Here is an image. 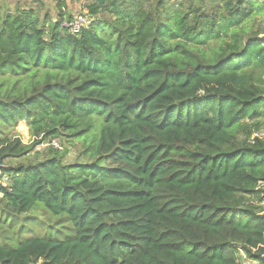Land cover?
<instances>
[{"label": "trees", "instance_id": "16d2710c", "mask_svg": "<svg viewBox=\"0 0 264 264\" xmlns=\"http://www.w3.org/2000/svg\"><path fill=\"white\" fill-rule=\"evenodd\" d=\"M19 1L0 0V264H264V1L87 0L78 34L63 0Z\"/></svg>", "mask_w": 264, "mask_h": 264}, {"label": "rangeland", "instance_id": "374dc122", "mask_svg": "<svg viewBox=\"0 0 264 264\" xmlns=\"http://www.w3.org/2000/svg\"><path fill=\"white\" fill-rule=\"evenodd\" d=\"M10 2H15V0H7ZM60 0H20V4L25 5V6H35L37 7L38 3H41L42 7H43V11H48L53 17H55V13H56V4H58ZM65 3V10L66 12L70 13V14H76L77 12H80L83 9L84 3L87 0H63ZM260 1H264V0H260ZM42 11V12H43ZM16 134H18L22 141L24 143H29L31 141V137L29 135V131L27 129V126L25 123L20 122L18 124V126L16 127L15 130ZM41 149L39 150H43L44 145L39 147ZM72 151V150H71ZM74 157V152L72 151L71 154L69 155L68 159L72 160ZM260 205H264V201L259 203ZM36 220L38 219V221H36V223H42V220L46 219L47 215H44L42 211H37L36 213H34L33 216ZM35 227L30 228L29 230L27 229V232H37L40 231V228L38 225H34ZM42 226V225H41ZM42 230V228H41ZM243 264H249L248 260L243 259Z\"/></svg>", "mask_w": 264, "mask_h": 264}, {"label": "built area", "instance_id": "2783aa9c", "mask_svg": "<svg viewBox=\"0 0 264 264\" xmlns=\"http://www.w3.org/2000/svg\"><path fill=\"white\" fill-rule=\"evenodd\" d=\"M92 18L86 16L83 12H77L72 15V19L68 22H65L64 25L69 29V32L72 34H78L83 28L88 27L92 22ZM53 146L58 147L59 143L57 140L52 142Z\"/></svg>", "mask_w": 264, "mask_h": 264}, {"label": "water", "instance_id": "95a60500", "mask_svg": "<svg viewBox=\"0 0 264 264\" xmlns=\"http://www.w3.org/2000/svg\"><path fill=\"white\" fill-rule=\"evenodd\" d=\"M261 38H262V39H264V34H263V35H261Z\"/></svg>", "mask_w": 264, "mask_h": 264}]
</instances>
